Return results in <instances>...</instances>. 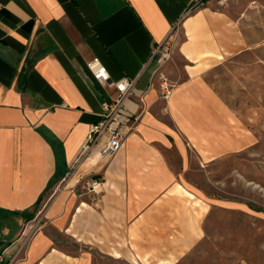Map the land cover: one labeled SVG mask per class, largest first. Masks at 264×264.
Instances as JSON below:
<instances>
[{"label":"crops","instance_id":"1","mask_svg":"<svg viewBox=\"0 0 264 264\" xmlns=\"http://www.w3.org/2000/svg\"><path fill=\"white\" fill-rule=\"evenodd\" d=\"M192 4L0 0V264L166 263L203 238L216 201L194 172L258 142L206 74L243 54L264 63V24L217 0L186 13ZM168 36L172 55L158 66L149 58ZM93 58L112 81L134 80L124 106L139 119L110 158L98 154L105 137L80 156L116 93ZM156 70L174 83L168 98ZM37 214L44 224L22 245Z\"/></svg>","mask_w":264,"mask_h":264},{"label":"rangeland","instance_id":"2","mask_svg":"<svg viewBox=\"0 0 264 264\" xmlns=\"http://www.w3.org/2000/svg\"><path fill=\"white\" fill-rule=\"evenodd\" d=\"M217 7L234 16L253 10L249 20L264 24V0H217ZM252 61L251 54L234 56L206 74L258 142L217 163L215 172H194L203 197L216 201L204 219L203 238L175 261L140 256L132 264H264V63Z\"/></svg>","mask_w":264,"mask_h":264},{"label":"built area","instance_id":"3","mask_svg":"<svg viewBox=\"0 0 264 264\" xmlns=\"http://www.w3.org/2000/svg\"><path fill=\"white\" fill-rule=\"evenodd\" d=\"M193 4L188 8L186 13L194 11L198 7L205 4L207 0H192ZM170 37H166L164 41L154 47L149 61L155 60L158 66L164 64L172 53ZM92 68L93 75L101 82L113 86L116 90L114 97L103 104V110L99 121L92 123L88 131L87 144L81 151L80 156L88 153L90 146L98 143L105 137V142L100 148L99 157L110 158L124 144L128 134L134 129L136 122L139 119V114H132L124 106V99L134 94V80L123 77L118 81H112L105 66L99 64L97 58H93L87 63ZM158 77V89L160 96L168 98L174 83L170 82L167 75L161 70H156ZM98 182L93 181L91 187L94 189ZM33 223L28 227L22 245L38 231L44 224L41 215H36L33 218Z\"/></svg>","mask_w":264,"mask_h":264}]
</instances>
